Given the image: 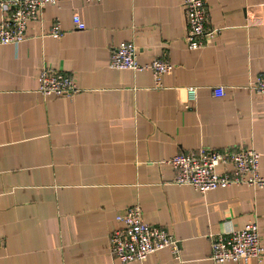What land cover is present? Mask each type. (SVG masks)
Wrapping results in <instances>:
<instances>
[{
	"label": "crops",
	"instance_id": "obj_1",
	"mask_svg": "<svg viewBox=\"0 0 264 264\" xmlns=\"http://www.w3.org/2000/svg\"><path fill=\"white\" fill-rule=\"evenodd\" d=\"M207 28L217 31L209 45L189 50L181 0H62L24 41L0 44V264H120L109 235L134 205L178 240V258L164 250L127 264H215L209 236L254 221L264 249V187L202 195L174 184L166 163L252 148L264 177V95L248 88L264 76V0H208ZM123 42L138 64L165 56L173 70L156 83L148 71L110 69ZM45 67L74 77L78 95H40Z\"/></svg>",
	"mask_w": 264,
	"mask_h": 264
},
{
	"label": "built area",
	"instance_id": "obj_2",
	"mask_svg": "<svg viewBox=\"0 0 264 264\" xmlns=\"http://www.w3.org/2000/svg\"><path fill=\"white\" fill-rule=\"evenodd\" d=\"M62 0H0V44L17 45L24 41L27 26L40 21L42 10L47 5H56ZM98 3L101 0H78ZM185 15L184 42L189 50H198L209 45L216 30L207 28L208 0H181ZM77 29H84L78 15L73 16ZM49 36L59 39L62 31L55 23ZM110 69L148 71L156 83L162 75L169 74L173 65L165 56L155 58L146 65L137 62V49L132 42L120 43L110 55ZM38 93L44 97L75 98L79 89L74 77L48 68L40 72ZM248 88L264 95V76H258ZM191 98L196 89L187 90ZM216 97L224 95V88L213 90ZM259 154L252 148H225L222 150L199 149L172 157L166 163L175 172L174 184L190 186L200 194L229 186L264 187V177L259 175ZM0 192V199H1ZM119 227L109 235L111 254L120 264L132 261L143 262L149 255L169 251L178 258V240L166 230L147 225L139 205L126 208L116 217ZM210 260L215 263L261 261L264 249L260 244L257 222H248L242 229L211 234Z\"/></svg>",
	"mask_w": 264,
	"mask_h": 264
}]
</instances>
